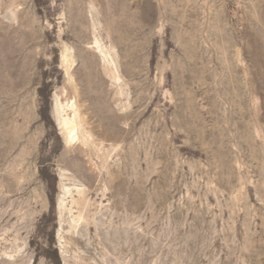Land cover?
I'll use <instances>...</instances> for the list:
<instances>
[{
    "label": "rangeland",
    "instance_id": "374dc122",
    "mask_svg": "<svg viewBox=\"0 0 264 264\" xmlns=\"http://www.w3.org/2000/svg\"><path fill=\"white\" fill-rule=\"evenodd\" d=\"M0 264H264V0H0Z\"/></svg>",
    "mask_w": 264,
    "mask_h": 264
},
{
    "label": "bare ground",
    "instance_id": "6f19581e",
    "mask_svg": "<svg viewBox=\"0 0 264 264\" xmlns=\"http://www.w3.org/2000/svg\"><path fill=\"white\" fill-rule=\"evenodd\" d=\"M97 44L98 43H96V46L93 45L94 48L96 49V53L103 56ZM61 108H62V112L64 115L63 117H60L62 119L59 123V126H60V131L62 132L64 136L65 143L69 146L80 143L81 142V128H82V123L84 121L80 115V109L78 108L76 101L73 99L69 100L65 102V104L63 103L61 105Z\"/></svg>",
    "mask_w": 264,
    "mask_h": 264
}]
</instances>
